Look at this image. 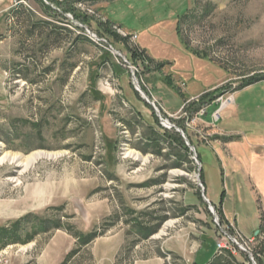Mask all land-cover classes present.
I'll return each instance as SVG.
<instances>
[{
	"label": "rangeland",
	"instance_id": "1",
	"mask_svg": "<svg viewBox=\"0 0 264 264\" xmlns=\"http://www.w3.org/2000/svg\"><path fill=\"white\" fill-rule=\"evenodd\" d=\"M105 20L138 39H114ZM127 44L150 63L133 66ZM109 47L136 67L154 127L120 99L111 62L135 89L128 65L114 55L97 65ZM0 68V264H61L72 250L67 264H251L249 254L264 264V233L254 237L264 225V81L239 89L264 76V0H0ZM119 86L134 103L129 83ZM235 134L231 157L223 149ZM38 153L49 156L22 166ZM200 173L228 228L196 196ZM90 233L79 247L75 237ZM223 235L245 252L231 242V257L215 254Z\"/></svg>",
	"mask_w": 264,
	"mask_h": 264
},
{
	"label": "trees",
	"instance_id": "2",
	"mask_svg": "<svg viewBox=\"0 0 264 264\" xmlns=\"http://www.w3.org/2000/svg\"><path fill=\"white\" fill-rule=\"evenodd\" d=\"M77 1H84V0H77ZM93 2H100V1H103V0H92ZM106 1H112V0H106ZM67 3V2H66ZM59 5V4H58ZM81 17H83V20H87L88 18L86 17V16H81ZM99 25L100 26H102V27H104L103 25H105V27H104V32L105 33H108L111 37H113L114 39H116V40H119V41H121V42H123V43H128V39H129V37L127 36V37H125V38H121V36L119 35V34H117L116 32H112V26H115L114 24H111V23H109L107 20H105L104 22H102V23H99ZM109 27V28H108ZM108 28V29H107ZM127 48H128V54H129V56H130V61H132L131 63H132V65H133V63L134 64H136L137 62H141L142 64H144V63H147V64H149L150 62H149V59L147 58V56H146V54H145V52L142 50V49H140L137 45H128L127 44ZM105 54H109V52L108 53H105ZM134 66V65H133ZM161 67V65H159L158 64V66L157 67ZM261 81H264V76H255V77H251V78H248V80H244V81H242L241 82V84H240V86H239V89H243V88H245V87H247V86H251V85H253V84H255V83H258V82H261ZM165 84L166 85H168L169 87H171L172 89H175V90H177V88H175L174 86H173V84H172V82L171 81H169V80H167L166 82H165ZM129 86L131 87V90L133 91V94H134V96L136 97V99L137 100H139L140 102H142V100H141V98H140V96H139V94L135 91V89H133V87L131 86V84L129 83ZM223 90V89H222ZM143 103V102H142ZM147 105V104H146ZM147 107L149 108V109H151L148 105H147ZM154 117V119H155V121H156V123H157V118L155 117V116H153ZM186 150H187V148L186 147H184ZM197 157H198V159H199V156L197 155ZM200 178H201V173H200ZM201 182H202V180H201ZM196 196L198 197V199H199V201L200 202H202V199H201V196H200V193L199 192H196ZM221 197L223 198V194L221 195ZM222 200L223 199H221V201H220V203H219V205L220 206H216V205H213L214 206V209H215V212L217 213V215H218V218H219V225L220 224H225V223H227V228H228V222L226 221V219H225V217H224V215H223V212H222V209H221V204H222ZM208 215L211 217V214L208 212ZM11 233H13V232H11ZM154 232H148V233H146L144 236V239H146V238H148V237H150L152 234H153ZM261 233H264V225L263 226H261V228L259 229V231H258V234L256 235V236H254L255 238H258V236L261 234ZM1 234L2 235H10V233L7 231V230H2L1 231ZM97 237V235L95 234V233H90V234H88V235H79V236H76L75 237V239H77V242H79V247H85V246H87L90 242H92L95 238ZM264 239V238H263ZM78 252V250H72L71 252H69L67 255H66V257H65V259H64V261L61 263V264H67V262L69 261V259L71 258V257H73L76 253ZM256 253V255H255V258H257V260L258 261H260V259L262 258V254L264 253V241H262L260 244H259V247H258V250H257V252H255ZM227 255L228 256H232V253H230V252H227ZM215 256L216 255H214V257L213 258H215ZM210 263V262H209ZM208 263V264H209ZM194 264H196V263H194Z\"/></svg>",
	"mask_w": 264,
	"mask_h": 264
},
{
	"label": "crops",
	"instance_id": "3",
	"mask_svg": "<svg viewBox=\"0 0 264 264\" xmlns=\"http://www.w3.org/2000/svg\"><path fill=\"white\" fill-rule=\"evenodd\" d=\"M115 25V24H114ZM115 26H117V25H115ZM118 27V26H117ZM121 31H123L124 33H126L127 35H130L129 33H127L124 29H122V27L121 26H119L118 27ZM133 35H135V34H133ZM136 36V40L138 39V36L137 35H135ZM107 55H111V56H113V54H105V53H102L101 52V55H100V58L98 59V61H97V65L98 66H101L102 67V65L104 64V62H105V60L109 57V56H107ZM106 56H107V58H106ZM115 56V55H114ZM101 57H102V60H101ZM94 64V63H93ZM111 68H112V74L113 75H116V77H117V82H118V87H119V90H120V99H121V101L126 105V106H128L130 109H132L133 111H134V113H135V115L137 116V119L138 120H140L141 122H143L146 126H148V127H154V122L153 121H151L150 120V118L152 117L153 118V116L154 115H148V111H150L151 109H149L148 107H147V105L151 108V105L150 104H148V103H146L145 102V100H143L141 97V100H142V102H140L139 100H137L136 99V97H135V102L134 103H130V102H128L126 99H125V97H124V94H123V92H122V90L120 89V84H121V81H123V82H125V83H130L129 82V80L127 79V77L129 76V73H128V71L125 69V68H123L119 63H117V62H111ZM98 67H97V72H98ZM0 71L2 72V75H3V79H4V75H5V69H2V68H0ZM97 75H93V76H89V79L91 80H89L90 81V84L92 85V86H94L93 87V89H95V93L97 94V101H100V102H102V101H104L103 100V98H104V96L96 89V80L97 79H95V77H96ZM92 77V78H91ZM98 78V77H97ZM126 78V79H125ZM150 94L152 95V93L150 92ZM147 104V105H146ZM219 130V129H218ZM219 131H221V130H219ZM222 132V131H221ZM223 133V132H222ZM235 136H237V138L236 139H234V140H228V143L227 144H225L226 145V148L225 149H223L222 148V146H221V144L218 142V141H214V143L215 144H218L222 149H223V151L227 154V155H229V156H231L232 157V154L233 153H231V148H232V145H235L236 144V142H237V140L240 138V136L238 135V134H235ZM239 145H241L243 148H242V150L244 151V155L245 156H248V157H246V158H248L250 161L251 160H253V159H255V158H253V156H251V155H249L250 153H249V150H247V147L246 146H244L242 143H239ZM205 192V191H204ZM206 197V196H205ZM211 203V202H210ZM212 204V203H211ZM223 215H224V213H223ZM224 217H225V219L226 220H228L229 221V219L227 218V216H225L224 215ZM238 229V228H237ZM239 230V229H238ZM242 234V233H241ZM208 235V234H207ZM243 235V234H242ZM244 236V235H243ZM249 238H251V237H249ZM215 241V240H214ZM216 252V251H215ZM194 263H196L195 262V260L193 261Z\"/></svg>",
	"mask_w": 264,
	"mask_h": 264
},
{
	"label": "water",
	"instance_id": "4",
	"mask_svg": "<svg viewBox=\"0 0 264 264\" xmlns=\"http://www.w3.org/2000/svg\"><path fill=\"white\" fill-rule=\"evenodd\" d=\"M93 38L96 39L95 36H93ZM109 48H110V50H111L110 52H111L113 55L120 57V58L125 62V64L128 65V69L130 70V74H131V78H132V84H133L135 90L140 94V96L142 97L143 100H145L146 103H148V104H150L152 107H154L153 103L150 102V100L148 99V97H147V96H146V95L140 90V87H139V85H138V81H137L136 78L134 77V71H133L132 68L130 67L129 62H128V61L122 56V54H121L120 52L113 50L112 47H109ZM155 111H156V110H155ZM156 112H157V111H156ZM160 122H162L163 125H165V123H168V121H166V120L163 121V120H161V119H160ZM165 126H166V125H165ZM170 128H174L175 131L181 135V137L183 138V140H184V142H185V145H186V146L189 148V150L193 153L194 160H195L196 157H197V155H196V153H195V149H194V147H192V146L189 144V141H188L187 138L184 136L183 131H182L181 129L175 127L174 125H170ZM196 162H197V161H196ZM199 170H200V169H198V171H199ZM199 177H200V174H197V176H196L197 183H196V184H197V186L200 188L201 199L207 203V205H208V209H209L210 213L212 214V216H213V218H214V223H217V218H216V216H215V209H214V206H213V205L207 200V198L205 197V195H204V187L202 186ZM257 233H258V232H257ZM257 233H256L255 235H257ZM241 250H243V251L245 252L244 249L241 248ZM251 256H252V255L249 254V260H250L251 264H255V263L253 262V259H252Z\"/></svg>",
	"mask_w": 264,
	"mask_h": 264
},
{
	"label": "built area",
	"instance_id": "5",
	"mask_svg": "<svg viewBox=\"0 0 264 264\" xmlns=\"http://www.w3.org/2000/svg\"><path fill=\"white\" fill-rule=\"evenodd\" d=\"M112 30L115 31L117 34H119L123 38L128 36L129 42L136 39L135 35H127L123 31H121L117 26H112ZM96 40H97V42H100V39L97 38ZM129 65H130V63H129ZM130 67H131V65H130ZM131 68L133 71H137L136 67H131ZM227 102H230V100L228 99V100H225L224 102H221L220 107L211 113L212 123H216L221 119L222 111L224 108H226ZM197 115L203 116L204 115V109L201 108L198 111ZM240 238H241V240H243L242 237H240ZM248 241L252 242L253 238L249 239ZM231 242L235 243L236 246H239L240 248L242 246L235 239H233L231 236L223 235L222 238L215 243V247H216V250H215L216 253L215 254H222L223 252H230L233 254L235 251L232 249Z\"/></svg>",
	"mask_w": 264,
	"mask_h": 264
},
{
	"label": "bare ground",
	"instance_id": "6",
	"mask_svg": "<svg viewBox=\"0 0 264 264\" xmlns=\"http://www.w3.org/2000/svg\"><path fill=\"white\" fill-rule=\"evenodd\" d=\"M167 128H170V124L169 123H165ZM49 154H34L28 157V159H26L25 161H22L21 164L24 168L28 167L30 164H32L37 158L39 157H48ZM16 158V157H15ZM14 157L11 159L12 161L18 162L17 159H15ZM6 159L2 158L0 159V164L3 163Z\"/></svg>",
	"mask_w": 264,
	"mask_h": 264
}]
</instances>
